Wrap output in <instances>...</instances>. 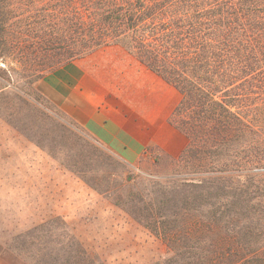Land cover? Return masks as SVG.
<instances>
[{"label":"rangeland","instance_id":"rangeland-1","mask_svg":"<svg viewBox=\"0 0 264 264\" xmlns=\"http://www.w3.org/2000/svg\"><path fill=\"white\" fill-rule=\"evenodd\" d=\"M20 71L0 58V238L28 264H264V142L201 188L178 160L124 162L48 100L51 72Z\"/></svg>","mask_w":264,"mask_h":264},{"label":"trees","instance_id":"trees-1","mask_svg":"<svg viewBox=\"0 0 264 264\" xmlns=\"http://www.w3.org/2000/svg\"><path fill=\"white\" fill-rule=\"evenodd\" d=\"M110 46L181 94L170 122L189 144L177 174L201 177L204 188L205 175L224 171L244 147L245 167H256L264 142V0H0V58L18 64L31 85ZM187 180L180 185H193Z\"/></svg>","mask_w":264,"mask_h":264},{"label":"crops","instance_id":"crops-1","mask_svg":"<svg viewBox=\"0 0 264 264\" xmlns=\"http://www.w3.org/2000/svg\"><path fill=\"white\" fill-rule=\"evenodd\" d=\"M43 81L45 96L65 117L130 165L147 154L171 163L188 147L170 122L181 94L121 47L73 61ZM0 264L28 263L0 238Z\"/></svg>","mask_w":264,"mask_h":264}]
</instances>
